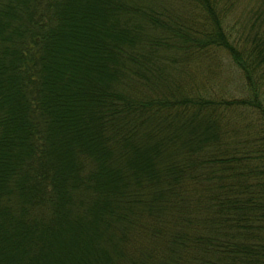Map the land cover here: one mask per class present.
<instances>
[{"label":"trees","instance_id":"trees-1","mask_svg":"<svg viewBox=\"0 0 264 264\" xmlns=\"http://www.w3.org/2000/svg\"><path fill=\"white\" fill-rule=\"evenodd\" d=\"M255 2L0 0V264H264ZM214 47L240 97L172 70Z\"/></svg>","mask_w":264,"mask_h":264},{"label":"rangeland","instance_id":"rangeland-1","mask_svg":"<svg viewBox=\"0 0 264 264\" xmlns=\"http://www.w3.org/2000/svg\"><path fill=\"white\" fill-rule=\"evenodd\" d=\"M226 1V0H224ZM256 0H234L231 10L229 6L226 8V17L224 19V28L233 30V36L240 32V24L244 26L248 18H253L254 13L250 9H254L259 5ZM254 20V19H253ZM174 71H190L188 76H183L184 82L199 84L198 87H204L202 79L206 80L207 89L211 92H218L222 97H240L243 91V80L238 70L233 67L227 54L221 50L210 48L208 52L200 54H191V56L183 57L177 51H171V57L168 58ZM168 69V68H167Z\"/></svg>","mask_w":264,"mask_h":264}]
</instances>
